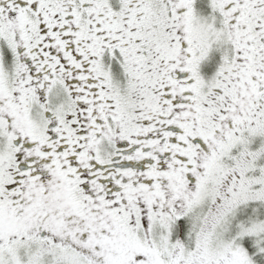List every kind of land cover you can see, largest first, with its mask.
Returning a JSON list of instances; mask_svg holds the SVG:
<instances>
[{"label": "snow or ice", "instance_id": "snow-or-ice-1", "mask_svg": "<svg viewBox=\"0 0 264 264\" xmlns=\"http://www.w3.org/2000/svg\"><path fill=\"white\" fill-rule=\"evenodd\" d=\"M0 264H264V0H0Z\"/></svg>", "mask_w": 264, "mask_h": 264}]
</instances>
